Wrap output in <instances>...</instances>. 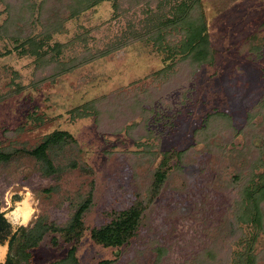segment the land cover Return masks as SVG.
<instances>
[{
    "label": "rangeland",
    "instance_id": "1",
    "mask_svg": "<svg viewBox=\"0 0 264 264\" xmlns=\"http://www.w3.org/2000/svg\"><path fill=\"white\" fill-rule=\"evenodd\" d=\"M17 1L0 0V27ZM29 1L38 7L42 0ZM118 5V12L108 1L67 18L49 45L71 42L60 55L64 60L79 57L86 49L97 54L107 46L114 47L129 34L130 23L147 20L144 6L129 9L130 5L120 0ZM201 7L214 62L192 74L189 66H177L168 70L171 78L168 74L160 78L158 73L176 57L169 58V53L152 44L134 42L54 82L42 81L48 74L36 69L34 57L20 54L17 43L0 35V149L14 150L9 162L0 163V198L10 193L28 194L34 199L37 220L64 227L91 192L92 206L83 216L85 232L76 244L78 264H211L201 258L207 248L217 252V262L224 254H232L226 226L233 208L224 183L231 181L243 159L233 161L229 151L220 159L203 145H195L193 162L181 171L173 170L176 160L171 161L170 177L146 209L138 233L128 245L106 248L90 239L91 229L109 223L137 200L145 199L160 154L192 145V133L207 114L227 113L234 127L241 130L245 114L264 94V0H202ZM41 30L39 23L30 29L32 35ZM78 36L84 37L85 43H72ZM254 37V43L262 48L259 60H249L244 49ZM180 69L185 77H174ZM113 94L129 101L153 95L149 130L139 127L128 136L110 133L105 126L98 128L94 117L71 120L69 112L75 107ZM261 121L258 116L252 124L259 127ZM249 130L243 132L250 136ZM53 131L68 132L77 144L51 149L48 155L56 172L45 175L29 152ZM148 131L152 134L149 139L143 137ZM135 137H141L154 156L137 148ZM262 142L259 134L251 144L260 148ZM243 143L242 135L233 140L237 150ZM242 228L247 233L253 231L247 225ZM70 247L57 233L49 232L30 250L29 260L31 264L54 263L63 260ZM255 250L261 255L257 264H264V223Z\"/></svg>",
    "mask_w": 264,
    "mask_h": 264
},
{
    "label": "trees",
    "instance_id": "2",
    "mask_svg": "<svg viewBox=\"0 0 264 264\" xmlns=\"http://www.w3.org/2000/svg\"><path fill=\"white\" fill-rule=\"evenodd\" d=\"M112 2L113 8L118 12V0H42L36 7L29 0H18L17 3L9 7L8 17L0 27L2 34L12 42L18 44L20 54H27L34 57L35 67L39 72H46L48 75L44 80L55 81L57 78L72 73L97 58H102L110 52L122 49L134 43L142 42L152 44L158 51L169 53V58L175 60L158 75L160 78H171L168 70H174L177 66L184 68L189 66L192 74L195 69L202 65H212L215 53L210 46L205 18L202 12V0H120L122 4L130 5L129 9L144 6L143 14L146 21L143 24H129V34L123 36L122 40L116 41V45L107 46L103 52L91 54L86 49L84 54L79 57H71L67 60L61 59L63 50L67 49L70 43L61 45L54 43L49 45L54 34L61 32L63 23L67 18H74L92 9L103 2ZM153 5L155 10H153ZM36 8V9H35ZM38 10V15L34 12ZM65 15L66 17H62ZM61 16V17H60ZM20 23L21 27L17 24ZM35 23L41 26V32L32 35L30 29ZM84 37H76L85 43ZM255 37L248 40L245 52L248 53L249 60H259L262 58V48L254 43ZM177 71L174 77H185L184 71ZM169 72V73H168ZM172 72V71H171ZM171 74H174L171 73ZM264 75V72H263ZM37 80H40L37 79ZM37 82L33 83V85ZM186 93V92H183ZM153 96V95H152ZM142 99H120L115 94L103 96L100 99H93L85 102L81 106L72 109L69 114L71 120L94 117L96 126H105L108 132L113 134L124 133L132 136L137 128L145 131L152 115L151 97ZM154 100V99H153ZM153 102V101H152ZM150 104V108L144 106ZM262 117L259 127L264 129V94L256 104L245 114V125L241 130H237L232 118L227 113L215 111L207 114L200 127L193 133V144L188 148L175 151L169 150L160 154L161 160L152 172V182L149 184L144 200H137L129 209L120 212L115 219L109 223L90 230V239L106 248H121L128 245L136 237L139 227L142 224L146 209L151 205L159 194L162 186L170 177L171 171H181L182 167L193 162L192 156L195 145H203L211 148L214 155L223 159L226 152L233 153V161H241V166L232 176L231 181L224 183V190L230 193V203L233 208V217L227 221L228 254H224L216 261L215 250L207 248L201 252V258L208 260L211 264H257L260 254L255 250V244L259 234L263 232L264 217V133L258 126L252 124L255 117ZM139 118V119H138ZM138 119V121H137ZM104 124V125H103ZM250 128V136L243 132ZM248 133V132H247ZM262 136L260 148L252 146V138ZM152 135V134H151ZM149 131L143 135L151 138ZM243 136V146L240 150L234 148L233 140L238 136ZM137 148H144V153L154 156L153 152L148 151L147 144L142 142L141 137H135ZM68 144H77L76 140L64 131H53L46 135L41 143L34 147L29 154L32 155L40 164L41 170L45 175L55 173L52 161L48 152L55 147H63ZM231 146L229 149L228 147ZM248 151H255L249 158L244 156ZM13 151L0 149V163L9 162L13 156ZM211 152V153H212ZM175 159L173 170L170 169L171 161ZM180 173V172H178ZM93 202V195L90 192L87 197L78 204L69 221L64 227L47 225L43 219L37 220L34 228L25 236L24 243L28 249H35L42 241L44 236L49 233H57L65 244L71 245L63 260L50 264H78L76 244L82 238L85 227L83 224L84 214L90 210ZM252 227L253 231L245 232L243 226ZM56 243V241H54ZM232 247L237 250L231 249ZM24 252V251H23ZM26 259L29 253L24 252ZM202 261V260H201ZM103 264H113L106 261Z\"/></svg>",
    "mask_w": 264,
    "mask_h": 264
},
{
    "label": "flooded vegetation",
    "instance_id": "3",
    "mask_svg": "<svg viewBox=\"0 0 264 264\" xmlns=\"http://www.w3.org/2000/svg\"><path fill=\"white\" fill-rule=\"evenodd\" d=\"M33 203L28 194L0 198V264H31L24 252L32 249L25 247L24 239L37 222Z\"/></svg>",
    "mask_w": 264,
    "mask_h": 264
}]
</instances>
